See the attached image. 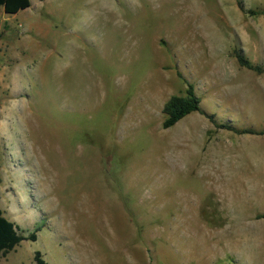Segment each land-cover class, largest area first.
Wrapping results in <instances>:
<instances>
[{"label":"rangeland","instance_id":"rangeland-1","mask_svg":"<svg viewBox=\"0 0 264 264\" xmlns=\"http://www.w3.org/2000/svg\"><path fill=\"white\" fill-rule=\"evenodd\" d=\"M34 4L0 7V212L39 231L0 264H264L263 161L245 159L264 136L198 112L160 127L186 82L216 125L264 130V15L235 0H41L49 32L27 50ZM208 75L234 86L203 92Z\"/></svg>","mask_w":264,"mask_h":264},{"label":"trees","instance_id":"trees-1","mask_svg":"<svg viewBox=\"0 0 264 264\" xmlns=\"http://www.w3.org/2000/svg\"><path fill=\"white\" fill-rule=\"evenodd\" d=\"M235 4L238 10L245 16L253 17L256 15H264V9H244L240 0H235ZM28 6L29 0H0V7L2 9V12L7 15L16 14L18 11L28 8ZM233 57L235 58L236 63L239 67L253 71L255 73L262 72L261 67L251 65L238 51L233 52ZM184 84L186 86L183 90L182 96H171L163 103L161 108V114L163 115V120L160 125L161 129H168L186 115L198 112L199 114L205 116L206 119L216 128L233 131L236 134L264 136V130L236 131L225 124L216 125L213 121L212 116L205 115L201 112L199 108V99L195 96L192 86L186 82H184ZM37 231H39V227L34 228V230L26 236L17 234L15 226L11 222L7 221L0 212V254L9 252L23 240L31 242L35 241V233ZM33 261L35 264H45L44 261L40 258V254L38 252H35L33 254Z\"/></svg>","mask_w":264,"mask_h":264},{"label":"crops","instance_id":"crops-1","mask_svg":"<svg viewBox=\"0 0 264 264\" xmlns=\"http://www.w3.org/2000/svg\"><path fill=\"white\" fill-rule=\"evenodd\" d=\"M31 2H35L34 4V8H33V13H30L26 19V28L24 26V28L21 30L20 32V41H18L17 37H16V41L17 44H19L20 46H23L25 48H28L27 50H30L32 48H34V45L36 44V42L39 39H43L45 38V36L47 35V33L49 32L48 30V26L45 24H41L39 22V15H41L42 12V6H41V0H29V3L31 4ZM29 4V5H30ZM29 7V6H28ZM27 9V8H26ZM25 10V9H24ZM3 24L6 26L5 21L3 22ZM4 28V26H2ZM6 29V28H5ZM7 30V29H6ZM5 33V32H4ZM4 39H9L11 38L10 36L7 35H3ZM6 75H9V73H7ZM221 75H208L207 77L209 79H207L206 81L208 82L209 86L206 85V83H204L203 85L201 84V82H198V86H199V90L202 89V91L204 92V89L207 87L208 89H215L219 86H224L228 85L232 88V86H234L233 84L231 85V82L229 80V78L227 76H225L226 78H221L220 80H217ZM219 83H218V82ZM218 83V84H217ZM236 84V83H235ZM244 86V89L247 87L248 88V83H243L242 84ZM211 86V87H210ZM206 93V92H205ZM199 114V113H198ZM200 115V114H199ZM180 121V120H179ZM254 127V126H253ZM255 131H261L260 129H257ZM256 136H260V135H256ZM254 154V155H253ZM249 158V159H248ZM245 159L248 160H261L263 161V170H264V151L263 152H258L257 154L255 153H247L245 155ZM258 165L260 166V164L258 163Z\"/></svg>","mask_w":264,"mask_h":264}]
</instances>
